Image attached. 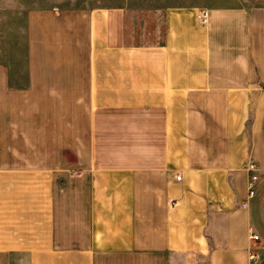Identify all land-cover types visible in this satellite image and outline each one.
Segmentation results:
<instances>
[{
	"label": "crops",
	"instance_id": "1",
	"mask_svg": "<svg viewBox=\"0 0 264 264\" xmlns=\"http://www.w3.org/2000/svg\"><path fill=\"white\" fill-rule=\"evenodd\" d=\"M15 13L0 264H264V0Z\"/></svg>",
	"mask_w": 264,
	"mask_h": 264
},
{
	"label": "rangeland",
	"instance_id": "2",
	"mask_svg": "<svg viewBox=\"0 0 264 264\" xmlns=\"http://www.w3.org/2000/svg\"><path fill=\"white\" fill-rule=\"evenodd\" d=\"M63 0H0V41L5 38L7 41L14 44V22H15V11L20 8L27 7L28 9L36 7H46L51 6L54 2H61ZM76 1H85V0H76ZM122 0H92L96 3H117ZM10 37V38H9ZM11 43V44H12ZM14 53V49L11 50ZM15 56V55H14ZM13 56V57H14Z\"/></svg>",
	"mask_w": 264,
	"mask_h": 264
},
{
	"label": "built area",
	"instance_id": "3",
	"mask_svg": "<svg viewBox=\"0 0 264 264\" xmlns=\"http://www.w3.org/2000/svg\"><path fill=\"white\" fill-rule=\"evenodd\" d=\"M200 17H201V20H202V21H206V19H207V12H206V11H203V12L201 13V16H200ZM180 178H181V174H179V175L177 176V179H180ZM254 179H255V177H254ZM254 193H255V190H254V183L251 182V185H250V192H249V194H250V196H253ZM252 237H253L254 239H258V238H259V236H258L257 234H253ZM251 257H252V258H255V257H256V254H255V253L251 254Z\"/></svg>",
	"mask_w": 264,
	"mask_h": 264
}]
</instances>
